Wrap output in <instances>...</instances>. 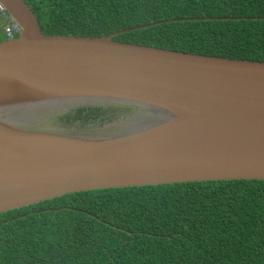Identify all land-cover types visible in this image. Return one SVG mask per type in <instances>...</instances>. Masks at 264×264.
<instances>
[{
  "label": "water",
  "instance_id": "water-1",
  "mask_svg": "<svg viewBox=\"0 0 264 264\" xmlns=\"http://www.w3.org/2000/svg\"><path fill=\"white\" fill-rule=\"evenodd\" d=\"M20 27L0 41V213L79 191L264 179V60L108 35L47 34L25 0H0ZM109 121L53 126L76 108ZM106 111V112H107Z\"/></svg>",
  "mask_w": 264,
  "mask_h": 264
},
{
  "label": "trees",
  "instance_id": "trees-1",
  "mask_svg": "<svg viewBox=\"0 0 264 264\" xmlns=\"http://www.w3.org/2000/svg\"><path fill=\"white\" fill-rule=\"evenodd\" d=\"M25 1L47 34L101 36L176 17H264V0ZM114 39L264 60V18L175 20ZM109 109L76 108L51 125H86ZM0 264H264V179L94 189L1 212Z\"/></svg>",
  "mask_w": 264,
  "mask_h": 264
},
{
  "label": "built area",
  "instance_id": "built-area-1",
  "mask_svg": "<svg viewBox=\"0 0 264 264\" xmlns=\"http://www.w3.org/2000/svg\"><path fill=\"white\" fill-rule=\"evenodd\" d=\"M0 26L6 39L14 38L20 32L19 25L8 15L7 11L0 5Z\"/></svg>",
  "mask_w": 264,
  "mask_h": 264
},
{
  "label": "flooded vegetation",
  "instance_id": "flooded-vegetation-1",
  "mask_svg": "<svg viewBox=\"0 0 264 264\" xmlns=\"http://www.w3.org/2000/svg\"><path fill=\"white\" fill-rule=\"evenodd\" d=\"M110 115H112V111L111 112L110 111H107V112H105V113L102 114V117H104V116H110ZM96 119H101L100 115L96 116Z\"/></svg>",
  "mask_w": 264,
  "mask_h": 264
},
{
  "label": "rangeland",
  "instance_id": "rangeland-1",
  "mask_svg": "<svg viewBox=\"0 0 264 264\" xmlns=\"http://www.w3.org/2000/svg\"><path fill=\"white\" fill-rule=\"evenodd\" d=\"M0 39H1V40H5V39H6V37H5V35H4L3 31H2L1 26H0ZM1 40H0V41H1Z\"/></svg>",
  "mask_w": 264,
  "mask_h": 264
}]
</instances>
